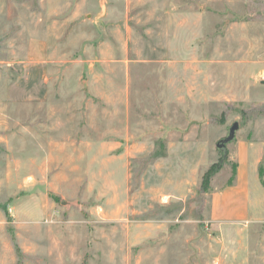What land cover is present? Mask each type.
I'll use <instances>...</instances> for the list:
<instances>
[{
    "label": "rangeland",
    "instance_id": "374dc122",
    "mask_svg": "<svg viewBox=\"0 0 264 264\" xmlns=\"http://www.w3.org/2000/svg\"><path fill=\"white\" fill-rule=\"evenodd\" d=\"M263 70L264 0H0V264H264V216L207 215Z\"/></svg>",
    "mask_w": 264,
    "mask_h": 264
},
{
    "label": "crops",
    "instance_id": "0c3cea01",
    "mask_svg": "<svg viewBox=\"0 0 264 264\" xmlns=\"http://www.w3.org/2000/svg\"><path fill=\"white\" fill-rule=\"evenodd\" d=\"M264 147L246 145L238 152L234 179L224 188L212 192L208 209V220L219 225L244 224L252 220H259L264 216V209L254 203L258 193L255 185L256 174L262 157ZM259 182V181H258ZM260 184V182H259ZM187 183L182 185L186 191Z\"/></svg>",
    "mask_w": 264,
    "mask_h": 264
},
{
    "label": "trees",
    "instance_id": "16d2710c",
    "mask_svg": "<svg viewBox=\"0 0 264 264\" xmlns=\"http://www.w3.org/2000/svg\"><path fill=\"white\" fill-rule=\"evenodd\" d=\"M225 162H226V159L222 158L221 159V163L212 164L205 171V173L203 174L202 179H201V190L203 192H207V190L209 189V185H210V181H211L212 177L219 172V170L222 168V164L225 163ZM233 175H235V167L233 169ZM258 176H259L260 183L264 187V181H263L264 170H263L262 166H259Z\"/></svg>",
    "mask_w": 264,
    "mask_h": 264
},
{
    "label": "water",
    "instance_id": "95a60500",
    "mask_svg": "<svg viewBox=\"0 0 264 264\" xmlns=\"http://www.w3.org/2000/svg\"><path fill=\"white\" fill-rule=\"evenodd\" d=\"M238 130V124L234 123L229 129H228V134L227 136L220 140L217 144H216V149L219 151L224 152L226 149V145L230 142H232L235 138V133Z\"/></svg>",
    "mask_w": 264,
    "mask_h": 264
},
{
    "label": "built area",
    "instance_id": "2783aa9c",
    "mask_svg": "<svg viewBox=\"0 0 264 264\" xmlns=\"http://www.w3.org/2000/svg\"><path fill=\"white\" fill-rule=\"evenodd\" d=\"M259 78H260V82L264 83V70L259 75Z\"/></svg>",
    "mask_w": 264,
    "mask_h": 264
}]
</instances>
